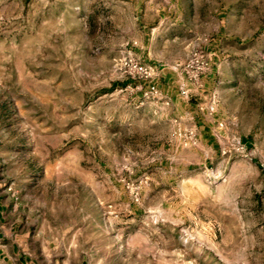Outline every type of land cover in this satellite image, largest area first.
Returning <instances> with one entry per match:
<instances>
[{
	"label": "rangeland",
	"instance_id": "374dc122",
	"mask_svg": "<svg viewBox=\"0 0 264 264\" xmlns=\"http://www.w3.org/2000/svg\"><path fill=\"white\" fill-rule=\"evenodd\" d=\"M0 190L36 264H264V0H0Z\"/></svg>",
	"mask_w": 264,
	"mask_h": 264
},
{
	"label": "crops",
	"instance_id": "0c3cea01",
	"mask_svg": "<svg viewBox=\"0 0 264 264\" xmlns=\"http://www.w3.org/2000/svg\"><path fill=\"white\" fill-rule=\"evenodd\" d=\"M174 88V85L169 87ZM174 94L165 98L173 102ZM199 120L194 122L199 138H208L209 144L217 131L216 121L212 120L208 113H198ZM214 146V143H212ZM9 217V209L6 196L0 190V264H36L35 260L24 250L22 243L18 241L17 231Z\"/></svg>",
	"mask_w": 264,
	"mask_h": 264
},
{
	"label": "built area",
	"instance_id": "2783aa9c",
	"mask_svg": "<svg viewBox=\"0 0 264 264\" xmlns=\"http://www.w3.org/2000/svg\"><path fill=\"white\" fill-rule=\"evenodd\" d=\"M192 57L193 58L190 61L191 69L194 68V64L198 61L199 54L194 53V55ZM117 65H119V64L117 63ZM207 65H208L207 63L202 62V66L205 67ZM125 66L128 67V76H130L132 78H138V79L143 80V81H148V80H151L155 75V70L153 67L138 63V62L134 61L133 59H128L125 63ZM149 93L157 94L158 89L154 86L153 88H150Z\"/></svg>",
	"mask_w": 264,
	"mask_h": 264
}]
</instances>
